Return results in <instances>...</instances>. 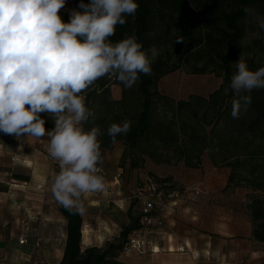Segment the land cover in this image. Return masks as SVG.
Here are the masks:
<instances>
[{"label": "trees", "instance_id": "trees-1", "mask_svg": "<svg viewBox=\"0 0 264 264\" xmlns=\"http://www.w3.org/2000/svg\"><path fill=\"white\" fill-rule=\"evenodd\" d=\"M75 9L80 0H73ZM139 7L133 16H126L123 26L117 25L115 35L109 40L113 43L127 36H135L142 44V51L149 52L154 46L167 41L174 27L184 26L190 17L200 18L206 34L192 38L190 35L181 43L177 59L182 62L188 54L199 50L198 58H205L201 67L191 73L202 74L207 65L213 64L214 71L221 76L222 82L207 96L189 94L186 99L175 100L158 92L157 83L164 75L175 71L178 66H168L170 56L157 57L151 63V74H141L131 89H121V97L115 100L108 87L109 79L105 76L98 79L82 95L86 106L93 116L84 125L86 130L97 126L101 130L98 140L101 155L104 158L117 143L122 144L121 164L127 159L129 168L143 165L147 155L155 163H172L182 160L187 167L199 166L202 153L205 151L211 162H215L214 151L220 155L221 164L230 167L227 187L234 182H244L252 194L247 196L245 208L251 221V236L255 241L264 244V91L253 90L250 95L252 103L239 118L231 116L232 101L236 94L230 88L233 75L232 62L241 54V39L246 32L245 20L250 16L244 10H255L256 15H264V0H135ZM88 4L90 0H83ZM64 22L70 17L61 14ZM161 29V31H160ZM163 29V31H162ZM162 105L169 110V120L155 116V111ZM202 109V120L211 114V127L206 133L203 125L187 119L181 121L183 112H190L196 117ZM45 128L54 127L47 114ZM263 118V119H262ZM181 122H179V120ZM215 119V120H214ZM230 124L222 126V121ZM131 121V131L127 135H118L113 143L107 133L112 123ZM249 133L250 135H245ZM225 134V135H224ZM178 135H183L179 139ZM224 136L226 140L224 139ZM259 138V140L256 139ZM230 145V149L226 145ZM172 150L170 156L166 150ZM229 149V151H228ZM214 150V151H213ZM27 177H24L26 180ZM169 179H165L168 181ZM59 211L65 219V243L63 254L54 264H126L119 257L127 243L128 236L139 227L140 215L133 217L128 211V222L122 227L112 242L105 247H81L82 217L69 212L62 205Z\"/></svg>", "mask_w": 264, "mask_h": 264}, {"label": "clouds", "instance_id": "clouds-1", "mask_svg": "<svg viewBox=\"0 0 264 264\" xmlns=\"http://www.w3.org/2000/svg\"><path fill=\"white\" fill-rule=\"evenodd\" d=\"M66 0H0V132L23 137L50 138L48 152L58 161L51 192L69 212L83 215L82 197L106 190L99 174L102 164L99 127L86 130L93 116L82 95L98 79L112 75L132 88L141 74H151V59L136 37L111 42L117 25L135 15V0H80L64 22L60 10ZM261 29L264 15L246 8ZM153 56L155 49H152ZM230 81L236 94L231 116L239 118L252 103L250 93L264 89V67L250 70L243 59ZM47 114L54 127L46 130ZM131 131V121L112 123V142Z\"/></svg>", "mask_w": 264, "mask_h": 264}, {"label": "crops", "instance_id": "crops-1", "mask_svg": "<svg viewBox=\"0 0 264 264\" xmlns=\"http://www.w3.org/2000/svg\"><path fill=\"white\" fill-rule=\"evenodd\" d=\"M114 88L110 89L111 95L118 100L121 89ZM49 142L47 135L18 140L0 132V158L6 157L10 166L0 173V264H54L62 257L65 219L51 192L60 167L48 152ZM122 151V144L117 143L99 164L106 190L81 198L86 208L81 215L82 249L105 246L128 222L129 195H121L114 186L119 170L115 165ZM179 173L183 177L176 182L182 183L186 191L165 213L170 233L163 240L153 239L157 247L153 252L140 256L121 254L119 258L126 264H264V244L251 236L244 194L236 193L230 186L225 188L229 172L225 171V184L218 186L211 183V176L205 180L207 173L217 176L214 166H184ZM197 173L203 181L193 176ZM29 213L37 215L38 220L28 224L26 242L19 244L23 230L19 220ZM36 230L41 237L39 245H35Z\"/></svg>", "mask_w": 264, "mask_h": 264}, {"label": "rangeland", "instance_id": "rangeland-1", "mask_svg": "<svg viewBox=\"0 0 264 264\" xmlns=\"http://www.w3.org/2000/svg\"><path fill=\"white\" fill-rule=\"evenodd\" d=\"M74 9H75L74 1L66 0L65 7L60 10V15L64 14L70 17V13ZM245 21H246L245 22L246 32L244 37L240 41L242 46V51L240 56L231 64L233 74L237 71L235 63L239 59H243L247 63L249 69L253 71L258 70L260 67H264V29H261L259 27L253 15L247 17ZM206 32L207 29L204 27L202 19L195 18L192 15L190 17V20L187 21L186 24H184V26L172 28L168 36L169 39L167 41L152 48L155 49L154 56L151 51L152 49L146 53L151 59V63L157 57L166 58L169 55L170 61L168 62V66H173V65L178 66V68L175 71L164 75L160 79V81L158 82V86L156 88L159 93L167 95L175 100H179V99L183 100L186 99L189 94L207 96L208 93L218 88V86L222 82V78L221 76H218L217 73L214 71L213 64L209 63L207 65L206 67L207 71L205 73L202 74L191 73L193 69H195L196 67H201L204 64L203 60H205V58H198V54H199V50L201 49V46L199 48H195L194 52L188 54L186 56V59L183 60L182 62H180L177 59L179 55L178 51L180 49L181 43L186 41L189 35L192 38H196L198 35L206 34ZM106 77L109 79V83H108L109 89H115L114 87H117L118 89H131L124 87V85L120 83L115 76L108 75ZM254 90H258V89H254ZM198 110L199 111L196 117L192 116L190 112H183L181 115V121L187 119V121H189V123H192V125H195L193 124V122L196 124H201L203 125L204 130L207 133L209 132L212 124L210 121L211 114H208L205 117V119L202 120L201 116L203 110L202 109H198ZM155 116L160 119L162 118L165 120L166 119L169 120L171 118V113L169 110H166L165 108H163L162 105H160L157 111H155ZM178 120L179 122H181L180 119ZM229 124L230 122L228 119L225 122L222 121V126H225V130H224L225 132L227 131L226 125ZM262 125H264V119ZM245 135L249 136L250 134L247 133ZM178 137L179 139H182L181 143H183L184 136L178 135ZM224 139L226 140L225 136ZM256 139L259 140V138L257 137ZM227 148L230 149L229 144L226 145L224 149H226L227 151ZM166 152L170 156L174 155V153L170 149L166 150L165 153ZM213 153L215 157V162L212 163L208 154L204 151L200 157L199 166L205 168H210L211 166H214L217 168V176L214 177L213 174L208 175L207 173L205 180L207 176H211L212 178L209 179L211 183H217L218 186L220 184H225V180H226L225 171L227 170L228 172H230V167L226 166V164H221V162L219 161L220 155L218 156V153L215 151ZM172 159H173L172 163L159 164V163H155L150 157L145 155L143 165L141 167L131 169L128 166L127 159L121 164V157H120L118 163L115 165L116 171L117 169H119L118 171H120L121 173L119 179L118 192L121 193V195L124 194L125 197L129 195V198L127 200L130 203L128 211L131 213L133 217L140 215V206L133 195H136L139 190L141 191V193L144 194L147 191L145 188L147 187L146 184H148V181H158V180L165 181V179H169L168 182H176L177 179L183 177V175L179 173L184 169L185 165L183 161L175 160V157H173ZM199 166L192 168H198ZM9 168L10 166H8L7 158L4 156L1 157L0 173H4L8 171ZM3 176L8 177L7 175H3ZM193 176L197 177L198 178L197 180H202V181L204 180L201 178L202 175H200V173H197L196 175ZM245 184L246 183L244 182H239L238 185H236V183L234 182L229 188L234 191H237L236 193L239 192L240 194H244L243 196L245 197V200L247 202V196L252 194L253 192H251L250 189L246 188ZM142 188H144V190H141ZM225 188H227V186ZM224 190L225 189L221 191ZM117 233H119V230ZM115 238L116 237L112 238L110 242L115 240ZM128 255L133 256L136 254L131 253ZM122 256L124 255L122 254Z\"/></svg>", "mask_w": 264, "mask_h": 264}, {"label": "built area", "instance_id": "built-area-1", "mask_svg": "<svg viewBox=\"0 0 264 264\" xmlns=\"http://www.w3.org/2000/svg\"><path fill=\"white\" fill-rule=\"evenodd\" d=\"M98 167L100 169L99 173H101L102 169L99 165ZM120 174V171H118L114 177L116 180L114 186L117 191L119 190ZM146 186L145 189L147 191L144 194L139 190L136 195H133L140 206L139 227L128 236L127 243L122 251L124 255L134 253L140 256L157 250V247L153 245V239L163 240L170 233L165 213L175 206V199L180 198L186 191L184 185L180 182H168L164 180L148 181ZM141 190H144V188ZM197 193L195 190L194 194L196 195ZM37 220V215L31 213L19 220L23 229L18 237L19 244L26 242L28 224ZM34 237L35 245H39L41 237L37 233V230Z\"/></svg>", "mask_w": 264, "mask_h": 264}]
</instances>
